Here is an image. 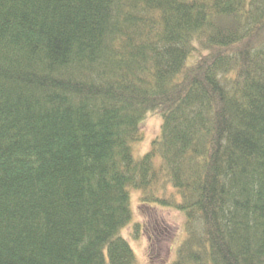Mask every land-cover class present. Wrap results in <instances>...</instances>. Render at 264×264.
<instances>
[{
	"label": "trees",
	"instance_id": "trees-1",
	"mask_svg": "<svg viewBox=\"0 0 264 264\" xmlns=\"http://www.w3.org/2000/svg\"><path fill=\"white\" fill-rule=\"evenodd\" d=\"M134 189L171 264H264V0H0V264H137Z\"/></svg>",
	"mask_w": 264,
	"mask_h": 264
},
{
	"label": "rangeland",
	"instance_id": "rangeland-1",
	"mask_svg": "<svg viewBox=\"0 0 264 264\" xmlns=\"http://www.w3.org/2000/svg\"><path fill=\"white\" fill-rule=\"evenodd\" d=\"M161 128L162 115L158 112L147 114L141 123V139L133 144L136 157L139 158L151 150L152 142L158 137ZM163 188L164 191L160 190L156 193L161 197L179 199L177 190L168 181L167 187ZM131 195L134 215L131 224L121 233L130 241L137 256V264H171L186 234V232L182 233L186 223L185 214L173 207L144 203L139 190H132Z\"/></svg>",
	"mask_w": 264,
	"mask_h": 264
}]
</instances>
